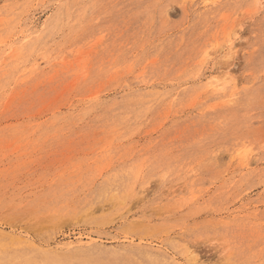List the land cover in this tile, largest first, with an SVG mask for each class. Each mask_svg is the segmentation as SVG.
Masks as SVG:
<instances>
[{
	"label": "rangeland",
	"instance_id": "obj_1",
	"mask_svg": "<svg viewBox=\"0 0 264 264\" xmlns=\"http://www.w3.org/2000/svg\"><path fill=\"white\" fill-rule=\"evenodd\" d=\"M0 264H264V0H0Z\"/></svg>",
	"mask_w": 264,
	"mask_h": 264
}]
</instances>
